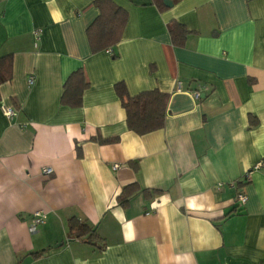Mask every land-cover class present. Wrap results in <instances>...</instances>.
Segmentation results:
<instances>
[{"label": "crops", "instance_id": "crops-1", "mask_svg": "<svg viewBox=\"0 0 264 264\" xmlns=\"http://www.w3.org/2000/svg\"><path fill=\"white\" fill-rule=\"evenodd\" d=\"M113 1L127 11L121 38L91 52V0H0V55L12 53L0 84V264H264V0L164 10ZM171 19L190 31L180 45ZM78 67L89 82L82 103L62 105ZM118 81L130 95L169 93L160 129L127 128ZM131 182L161 192L121 207ZM69 216L94 225L104 247L67 239Z\"/></svg>", "mask_w": 264, "mask_h": 264}, {"label": "trees", "instance_id": "trees-1", "mask_svg": "<svg viewBox=\"0 0 264 264\" xmlns=\"http://www.w3.org/2000/svg\"><path fill=\"white\" fill-rule=\"evenodd\" d=\"M172 4L178 0H171ZM151 3L158 9L164 10L168 6L164 0H151ZM91 4L97 8L98 13L93 21L86 27V37L91 52L108 50L111 52L116 43L120 40L127 20V11L116 4L113 0H91ZM167 30L172 44L180 45L186 35L190 32L182 23L171 19L167 24ZM115 56V54H112ZM12 76V53L0 55V84L11 79ZM89 86V82L81 67L72 70L62 84L60 103L69 107H78L82 103V93ZM114 90L119 98L120 105L125 112L127 128L136 134H146L160 129L164 124L166 105L169 93L160 91L157 88L142 90L130 95L122 81L114 83ZM252 124L256 123L254 117ZM98 143L115 142L118 137L103 138L99 134L90 137ZM77 155H80L79 146ZM133 170L137 169L135 161H128ZM246 179V178H245ZM244 179L237 180L236 186L246 183ZM157 188H141L137 182L124 185L116 196V203L126 207L130 199L137 193H142L145 198L159 194ZM66 238L77 239L90 244L101 250L104 247L103 238L99 235L94 225L78 219L76 216H69L66 219ZM34 257L41 255L42 251L30 253Z\"/></svg>", "mask_w": 264, "mask_h": 264}, {"label": "built area", "instance_id": "built-area-1", "mask_svg": "<svg viewBox=\"0 0 264 264\" xmlns=\"http://www.w3.org/2000/svg\"><path fill=\"white\" fill-rule=\"evenodd\" d=\"M28 81L29 82H32V77H29ZM179 89H180V83L177 82V84H176V90H179ZM194 95L197 97L199 95V93L197 91H194ZM13 111L14 110H13L12 107H3L2 108V112L6 116L12 115L13 114ZM117 167H118L117 164H114L113 165V168H117ZM51 172H52V169L50 167H43L42 168V173L43 174H50ZM236 198H237V201H238L239 205L240 204H243L245 202V200H246V196H245V194L243 192H238ZM42 219H43V217H42V215H41L40 212H38V211L34 212L33 213V217H32V221H31V224L29 226L30 230L33 231L35 229V226L38 223L42 222Z\"/></svg>", "mask_w": 264, "mask_h": 264}, {"label": "water", "instance_id": "water-1", "mask_svg": "<svg viewBox=\"0 0 264 264\" xmlns=\"http://www.w3.org/2000/svg\"><path fill=\"white\" fill-rule=\"evenodd\" d=\"M164 3H165L168 7H170V6L172 5V1H171V0H164ZM57 245H60V243H58V244H56V245H54V246H57Z\"/></svg>", "mask_w": 264, "mask_h": 264}]
</instances>
